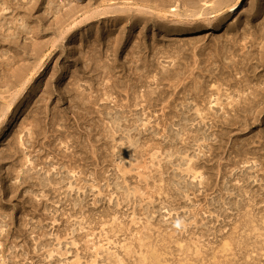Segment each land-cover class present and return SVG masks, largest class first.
Segmentation results:
<instances>
[{"label": "rangeland", "instance_id": "1", "mask_svg": "<svg viewBox=\"0 0 264 264\" xmlns=\"http://www.w3.org/2000/svg\"><path fill=\"white\" fill-rule=\"evenodd\" d=\"M101 1L0 0V74L33 61L15 45L31 54L33 43L49 44L45 73L21 95L0 87V108L12 103L0 125V259L264 264V118L223 126L264 82L255 58L264 0L203 17L183 0ZM161 2L169 8L158 14ZM96 12L108 14L83 22ZM215 15L218 31L193 30ZM94 97L80 124L77 106ZM33 173L53 182L41 189Z\"/></svg>", "mask_w": 264, "mask_h": 264}, {"label": "bare ground", "instance_id": "2", "mask_svg": "<svg viewBox=\"0 0 264 264\" xmlns=\"http://www.w3.org/2000/svg\"><path fill=\"white\" fill-rule=\"evenodd\" d=\"M105 0H102L101 2H104ZM135 1L136 3H146L147 1L145 0H132ZM199 1H203V0H183L182 3L183 5H185L186 7L188 6V8H191L193 11H191V16H196V17H203L204 14H206L208 11H210L211 13H219L222 9L226 8L227 9V13H239L244 6V1L243 0H207L204 2V5H207V9H204L202 11V13H199L200 11L196 10V3H198ZM210 4V5H209ZM168 4L167 3H159L157 5H154V11H156L158 14L165 12V8H169L167 7ZM82 8H79V10L77 11H82ZM88 11H84V15L87 14ZM75 8H71L68 9L63 15H61L56 24L63 26L64 23H66V21L68 19H70L74 14H75ZM254 12L251 11V13L249 14V18L253 17ZM108 14V12H104V13H99L96 12L94 13L92 16H87L84 18V21H88L91 19H95V18H99L101 15H106ZM203 22H204V26L202 27H193L195 32H209V31H218L219 28L222 26V24L224 23V19L223 17L219 16V15H215L212 19H207V18H203ZM115 21L118 22H123L125 21L124 19L121 18H115ZM140 20H135L132 22V24H135L137 22H139ZM250 20H248L249 23ZM82 23V22H81ZM190 24V23H188ZM158 27H160L161 25L159 24H155ZM154 27H157L155 26ZM250 25V24H249ZM37 31L39 32L40 30L37 29ZM38 32H33L35 34H38ZM27 32V30L22 27L20 31H16V38H18L20 35H25ZM257 40H263L264 39V23L261 25L260 31L259 33L256 34ZM6 39H4L5 41ZM255 40V39H254ZM256 41V40H255ZM8 42V41H7ZM10 43V42H9ZM15 45V43H10ZM48 43H46L47 45ZM252 44V43H251ZM46 45L44 44H38V43H33L32 45V49H30L31 54H28V49L23 47L22 51H20L19 49L16 48V45L14 46L16 53L19 52L21 53V61H27L28 59H32L33 61L31 63H28L26 65H18L16 68L11 69V71L8 73H1L0 74V87H4L6 88L5 92H7V90H9L10 88H17V94L15 95L16 97H18L19 95L22 94V92L26 89V86L32 82L35 79H39L44 73L46 68H43V63H42V58L44 57L43 55V49L46 47ZM49 45V44H48ZM18 47V46H17ZM51 47H53V43L51 44ZM15 53V55H16ZM18 55V54H17ZM16 55V56H17ZM17 58V57H16ZM256 60H258L259 64L264 67V41H262L261 45L259 46V50L257 52L256 55ZM252 58V59H255ZM17 60V59H16ZM19 60V61H20ZM18 61V60H17ZM244 74L246 75L248 71H243ZM1 92V91H0ZM251 96V97H249ZM96 101V97H94L93 99L88 98L87 99V104L84 103V100L80 101L81 103L77 106L80 107L77 108V112H76V118L78 120H81L80 124H84V107L87 105H93L94 102ZM242 102V104H240ZM12 103H8V102H4L3 106L0 108V125L3 123H9V117L8 115H6V113L9 111L10 107H11ZM229 113H233V119L230 118H226L224 117V121L223 122V126L226 128L229 127H235V126H239V127H243L246 128L250 125L253 124H260L262 119L264 118V82L262 83V85H259L257 89L252 90L251 93H249V95H247L246 98H243L241 101H239L238 104L236 105H232L231 109L228 111ZM19 115V113H16L15 117H17ZM242 118V120H238ZM60 121L65 122V120L61 119ZM64 123V124H65ZM115 123V122H114ZM117 127H119V125L115 124ZM114 126V125H113ZM37 126H32V129L30 130V139L35 140L38 138V131L36 130ZM51 128V127H50ZM80 128V126H79ZM130 134V131H128ZM1 133V131H0ZM1 135V134H0ZM127 137H129V135H127ZM48 143H51V140L48 141ZM132 145V143H130L129 141V146ZM247 149H240L237 151V155H245L247 153ZM15 153V152H14ZM30 170V169H28ZM25 171L24 175L22 177V180L20 181V184L26 183V181L28 182L30 179H32V174H29V171ZM1 172V171H0ZM60 172H56L55 174L57 175ZM34 176H37L36 179H38L37 181L40 183V188L44 189L47 187L46 183L51 182V180L53 179L52 177H49L48 179L44 178H38L39 174L38 173H33ZM56 175H53L56 176ZM1 176V173H0ZM52 178V179H51ZM3 181L4 178L0 177V198L3 195V193L1 194L2 191V187H3ZM46 182V183H45ZM53 182V180H52ZM2 219H0V234L3 233L5 230H3V223L1 221ZM0 264H4V261L2 259H0Z\"/></svg>", "mask_w": 264, "mask_h": 264}]
</instances>
